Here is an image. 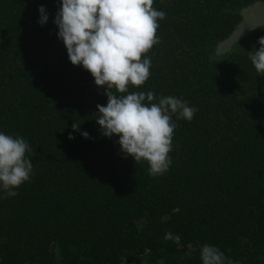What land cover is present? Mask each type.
I'll return each instance as SVG.
<instances>
[{
	"label": "trees",
	"instance_id": "obj_1",
	"mask_svg": "<svg viewBox=\"0 0 264 264\" xmlns=\"http://www.w3.org/2000/svg\"><path fill=\"white\" fill-rule=\"evenodd\" d=\"M255 1L154 0L166 15L151 74L129 92L198 111L172 116V163L153 177L101 134L107 95L58 39L59 0H0V131L24 137L33 163L17 195L0 192V264H201L205 243L230 264H264V76L248 57L264 30L216 53Z\"/></svg>",
	"mask_w": 264,
	"mask_h": 264
},
{
	"label": "clouds",
	"instance_id": "obj_2",
	"mask_svg": "<svg viewBox=\"0 0 264 264\" xmlns=\"http://www.w3.org/2000/svg\"><path fill=\"white\" fill-rule=\"evenodd\" d=\"M153 4L154 0H59L53 23L70 62L89 71L107 95L106 105H97L100 115L95 119L101 134L109 139L117 136L123 155L132 156L136 163L147 161L149 175L156 177L172 163L169 153L177 127L172 116L191 121L198 109L173 96L157 100L151 91L129 92V85L139 87L151 74V60L145 54L159 43L158 21L166 15ZM38 11V23L43 26L49 13L45 5ZM259 29L264 30V25ZM257 44L248 57L259 76H264V36ZM72 128L85 139L91 138L80 123ZM73 138L69 133V139ZM31 151L24 137L0 131V192L15 196V189L30 180L33 163L27 154ZM164 239L180 244V236L171 232ZM192 251L190 248L185 255ZM199 255L201 264H230L224 252L212 244L200 246Z\"/></svg>",
	"mask_w": 264,
	"mask_h": 264
},
{
	"label": "water",
	"instance_id": "obj_3",
	"mask_svg": "<svg viewBox=\"0 0 264 264\" xmlns=\"http://www.w3.org/2000/svg\"><path fill=\"white\" fill-rule=\"evenodd\" d=\"M239 13H241L242 16L241 22L236 26L233 32L217 46V54L221 55L228 53L240 41L251 39L253 33L261 30L259 29L260 26L264 25V0H256L253 4L241 9Z\"/></svg>",
	"mask_w": 264,
	"mask_h": 264
}]
</instances>
